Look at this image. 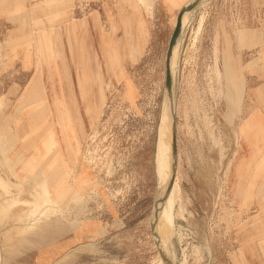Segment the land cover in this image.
<instances>
[{"label": "rangeland", "instance_id": "obj_1", "mask_svg": "<svg viewBox=\"0 0 264 264\" xmlns=\"http://www.w3.org/2000/svg\"><path fill=\"white\" fill-rule=\"evenodd\" d=\"M186 1L0 0V135L11 171L27 177L25 188L0 162L8 191L22 185L28 198L27 179L47 163L21 172L33 149L22 147L30 132L18 109L31 100L64 160L59 174L84 166L95 183L45 219L35 208L19 219L21 205L0 215V264L158 262L149 219L164 57ZM186 21L172 79L184 217L173 218L169 254L173 264H264V0L202 2Z\"/></svg>", "mask_w": 264, "mask_h": 264}, {"label": "bare ground", "instance_id": "obj_2", "mask_svg": "<svg viewBox=\"0 0 264 264\" xmlns=\"http://www.w3.org/2000/svg\"><path fill=\"white\" fill-rule=\"evenodd\" d=\"M139 1H141V2L146 1V3H147V0H139ZM189 1H191V0H187L184 3V5L186 3H188ZM145 6H146V4H145ZM147 7H150V6H147ZM189 13L190 12H186L182 15L181 32H182L184 25L187 22L186 19L188 18ZM175 19H176V17H175ZM198 23L199 24H198L197 29H196L197 31L199 30L200 25L202 23L201 17L199 18ZM179 37H178V39L175 43V46L173 48L172 56H171V60H170V71H171L172 79H173V75H174L175 58L177 55ZM163 98H164L163 99L164 100L163 116L161 118V121H160L161 123L159 125L161 128V134H160V136L158 138V142H157V155H156V167H157L156 168V175L158 178V189H157L158 191L155 195L154 202L158 201V199H160V197L163 195V192L166 188V185L168 183V180H169L170 174H171V168H170V163H171L170 123H171V120H170L169 108H168V105L166 102L165 95ZM21 99H26V96H24ZM173 99H174V97H173ZM2 104H3V100H2V96H0V107L2 106ZM28 104L29 105L24 107V109L23 108L18 109V116H22L23 118H25V122H26L27 127H28L29 132H30V136H29L30 137V141H29L30 146L25 144V145H22V147H23V149L24 148L26 149V147H29V148L31 147L33 149V152L23 162V166L21 167V172L26 173V171L34 169V167H36L38 163H41L42 161H46V159H47V163L45 164V166L40 167V169H42V172H43L42 178H40L39 180H35L34 177H29L27 179L30 182L32 181L31 183H28V184H32L30 187L28 186L30 189L27 188L28 191H25L26 193H28L29 197L28 198H23V197L20 198L19 195H21L23 193V190H25V188H26V185L23 183L26 181L25 178H27V177H24V175H20L19 173L15 172V171H13V172L11 171V168H10L9 163H8L9 158L5 154L6 153L5 147H6V144L10 138L8 135H0V162H1V165L5 166V168L8 170L9 175H10L9 172H11L12 178L16 177L19 180V184L22 183L23 186L25 185L24 189H23V186L21 185L20 186L21 188L17 192H15L11 195V192L8 191L9 188H7L9 186V184H8V186H6L7 185L6 181L9 182V180H8L9 178L3 179V177L1 176V173H0V187L5 189L3 194L4 195L10 194L9 200H5L7 202L5 203V201H4V204L2 206H0V215L2 217L3 216L5 217V216L9 215L10 213H12L13 210H16L18 205H21V206H25L27 208H21L22 214H17V217L19 219H20V217L21 218L28 217V219H29V216L34 212L33 211L34 208H35L34 213H36V215H37V213L41 210L40 212H42L43 215H42V213H40V214L42 216H44V219H45L47 217H50V215H49L50 211H48V209L46 207L50 208L51 204L53 205L54 203H59L62 200L68 199L69 197L73 198L75 201H78L81 198L83 199V198H85L83 196L85 194L84 192L95 187V183H92V181L90 180L91 173L84 166L79 168L76 171L77 174H74V172L72 173V170L70 172H67V173L62 174V175L59 174L60 167L63 164L64 160L62 158H55L54 154H52L53 153L52 147L54 145V138L49 133L50 130L48 128L41 130L42 121L39 118V113L37 112V108L35 107L33 101L32 100L29 101ZM29 107H31V108H29ZM174 107H175V111H176L175 103H174ZM20 155H21V153H20ZM65 179H67L69 185L64 186ZM71 179H72V181H71ZM174 179H175V177H174ZM4 180H6V181H4ZM10 182H12V181H10ZM12 186L15 187L16 184H14V185L12 184ZM9 187H11V186H9ZM0 194L2 195V193H0ZM81 196H83V197H81ZM2 199H4V198H2ZM1 201H3V200H1ZM75 201H73V202L76 203ZM80 203H81V201H80ZM48 204H50V205H48ZM176 206H177V209H176ZM52 209H54V208H52ZM60 210L61 209L56 210V211H52L53 212L52 214L57 213ZM36 211H38V212H36ZM152 211H153V205L151 208V214H150L151 216H152ZM157 213H158V215H157ZM156 215H157L158 220H159L158 225H159L160 229L162 230V233L164 234V237H165V242L163 241L162 247H161L160 242H159L158 232H157L156 225H155L154 226V232L156 235L155 240L157 239V245L158 246H156V243L154 241L153 236H152V238H153V242H154L156 248L158 249V251L160 253V255H159L160 258H159L158 262H156V264H164V261L162 259V253L164 254V256H166V263L165 264H173L172 259H171L170 254H169V249H168V244H170L171 237L173 236V233H174L173 218L175 217V215L179 216L181 218L184 217L183 208H182L181 202H180V191L178 188V184L175 183V180H173L172 187L170 189L168 197L163 202V204L159 206V209L155 213L154 218ZM151 216H150V218H151ZM32 217H34V214ZM39 218H40V216H39ZM30 219H31V217H30ZM32 220H34V218H32ZM23 222H25V221H23ZM35 222L37 223L36 220H35ZM33 223L34 222H32V224ZM29 224H31V223L29 222L28 225ZM34 225H32V226H34ZM30 226H29V228H31ZM151 235H152V230H151ZM113 264H117V263H113Z\"/></svg>", "mask_w": 264, "mask_h": 264}, {"label": "water", "instance_id": "obj_3", "mask_svg": "<svg viewBox=\"0 0 264 264\" xmlns=\"http://www.w3.org/2000/svg\"><path fill=\"white\" fill-rule=\"evenodd\" d=\"M208 0H191L188 3H186L185 5H183L176 14V19H175V23L172 29V32L170 34L168 43H167V47H166V51H165V57H164V68H165V72H164V95L166 98V102L169 108V114H170V133H171V138H170V148H171V163H170V168H171V174H170V178L168 180V183L166 185V188L163 192V195L160 197V199H158V201L153 203V211H152V216L149 220V225H150V229L152 230V236L154 237V241L157 245V239L155 232H154V215L157 212V210L159 209V206L163 204V202L166 200V198L168 197V194L170 192V189L172 187V183L175 177V173H176V167H177V142H176V111H175V107H174V99H173V82H172V75H171V71H170V60H171V56H172V51L173 48L175 46V43L180 35L181 32V18L182 15L186 12H191L192 10H194V8H196L197 6H199V4H201L202 2H207ZM162 259L164 261V264L166 263V256H164V254L162 253Z\"/></svg>", "mask_w": 264, "mask_h": 264}, {"label": "crops", "instance_id": "obj_4", "mask_svg": "<svg viewBox=\"0 0 264 264\" xmlns=\"http://www.w3.org/2000/svg\"><path fill=\"white\" fill-rule=\"evenodd\" d=\"M211 1H212V0H208V1H207V4H208L209 2H211ZM191 12H192V11H191Z\"/></svg>", "mask_w": 264, "mask_h": 264}]
</instances>
